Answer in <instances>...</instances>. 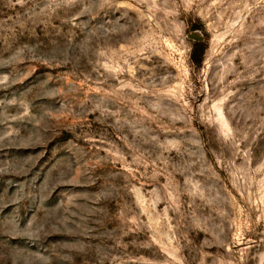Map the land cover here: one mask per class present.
<instances>
[{
    "label": "rangeland",
    "instance_id": "374dc122",
    "mask_svg": "<svg viewBox=\"0 0 264 264\" xmlns=\"http://www.w3.org/2000/svg\"><path fill=\"white\" fill-rule=\"evenodd\" d=\"M0 264H264V0H0Z\"/></svg>",
    "mask_w": 264,
    "mask_h": 264
},
{
    "label": "trees",
    "instance_id": "16d2710c",
    "mask_svg": "<svg viewBox=\"0 0 264 264\" xmlns=\"http://www.w3.org/2000/svg\"><path fill=\"white\" fill-rule=\"evenodd\" d=\"M203 51H204V49L202 46V41L195 40L194 51L192 53V59L196 63H201Z\"/></svg>",
    "mask_w": 264,
    "mask_h": 264
},
{
    "label": "water",
    "instance_id": "95a60500",
    "mask_svg": "<svg viewBox=\"0 0 264 264\" xmlns=\"http://www.w3.org/2000/svg\"><path fill=\"white\" fill-rule=\"evenodd\" d=\"M189 36L194 39V40H198V41H202L204 39V37L202 35L197 34L196 32L194 33H190Z\"/></svg>",
    "mask_w": 264,
    "mask_h": 264
}]
</instances>
